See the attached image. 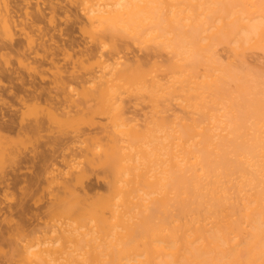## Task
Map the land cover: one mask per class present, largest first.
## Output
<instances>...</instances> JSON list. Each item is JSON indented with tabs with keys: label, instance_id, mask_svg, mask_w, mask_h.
Segmentation results:
<instances>
[{
	"label": "bare ground",
	"instance_id": "1",
	"mask_svg": "<svg viewBox=\"0 0 264 264\" xmlns=\"http://www.w3.org/2000/svg\"><path fill=\"white\" fill-rule=\"evenodd\" d=\"M17 2L0 0V49L18 28L25 71L8 72L24 85L52 46L39 23L44 5L29 1L25 20ZM74 2L87 57L52 73L62 115L46 106L28 127L86 113L93 126L84 140L78 127L49 136L68 165L74 153L82 163L46 166L48 217L0 228L5 264H264V0ZM13 143L0 149V182L2 158L19 159ZM102 168L106 191H88L86 179Z\"/></svg>",
	"mask_w": 264,
	"mask_h": 264
},
{
	"label": "rangeland",
	"instance_id": "2",
	"mask_svg": "<svg viewBox=\"0 0 264 264\" xmlns=\"http://www.w3.org/2000/svg\"><path fill=\"white\" fill-rule=\"evenodd\" d=\"M16 1H18L17 2V5H19L18 8L20 7L18 11L20 18L23 17L25 20H29L31 16H29L30 14H27V16L26 14H24L26 13L25 8L27 5H30L31 2L36 1V0H16ZM53 1L54 2L62 1L60 4H63V6L58 4V7H62V8H58L57 5L54 8L53 6L54 4H56V2L51 4L50 0H40L41 4L44 5L45 7L46 15L43 18H41V20H39V23L41 22L40 24H42L43 27L48 28L47 29L48 35H49L48 38L50 41L47 40L48 43L46 41V45L47 47L52 46L51 48L53 50L51 48L48 49L49 55L47 56L46 60L42 64V68H43L42 71H40L41 70L40 69L38 71H32V73L30 74V78L32 77L31 80L35 78V80L38 81L39 84L37 83V87L39 89L35 90L36 83H34L35 86L32 84H28V81L30 80V78H29L27 71L24 72V74H26L24 76L26 77L28 75L26 77V80L27 79L29 80L28 81L25 80L26 81V83L24 84L25 86L23 85L24 83L23 78H22L23 80H21V77H18L17 79L14 76L15 78H13V76L9 74L10 70L8 69L10 68L12 69L18 68V70L25 71L23 70L25 69L23 67L24 66L23 63L19 61L17 54H15L17 52L16 50L19 49L18 46L21 48H23L22 46H24L23 38L18 28H15V29L13 28L14 31L12 32V34L13 33L15 34L13 35L14 40L13 39L9 40L11 41L10 43L12 44L10 46L9 45L6 46V49L3 48L4 49L3 52L5 51L4 53L8 57L6 55L5 57L4 53H3V56H4L3 57L2 50L0 49L1 61H3L2 57L7 59V60L4 59L5 61L2 62L4 63L2 64L3 65V67L1 68L2 70L0 69V112H1L0 113V130L2 131V133H4L3 135L6 136L5 142H3L2 147L0 149L2 150L3 148H5L6 146L8 147L9 145L12 146V141H13V142L18 143V144L16 143H13V144L15 146L17 145L16 147L18 149V152H20L19 157H18L19 159H17V161L12 160L15 165L10 164V162L12 163V161L10 160L8 161V158H9L8 156L7 158L6 156H4L7 163L4 160V158H2L3 164L5 166V171L7 172L6 173L7 180L0 182V224H1L0 228H5V227L9 228L10 226H14V223H16V221L17 222L19 221L18 223L21 222L20 224L23 223V225H25L26 227L27 226L33 227L34 225L38 224L40 221L48 217L47 209H48L49 204L51 203V197H50L51 193H49L50 190L49 188H47L49 183L45 179V176H44L45 174L44 170L46 169V166H48L49 168V167H52L53 165L55 166L58 165L59 167L58 168L56 167L58 170L62 172L63 171L66 172V170L68 169L69 170L70 169L72 170V168L76 169L77 166H79L82 163L80 159L81 156L79 158V155L77 156L78 153L77 154L74 153V156H73L74 158H72V160H74L73 163L75 164V166L76 165L77 166L76 167L74 166V164L72 163V160H70V163L72 164L68 165L69 163L68 161L70 158L67 156L69 159L68 161H66L64 157H62L64 156L62 155L63 150L61 149H54V151L52 150L51 148L52 143H50L51 137H52L51 135L58 133L60 131L58 129H61V128L67 129L69 127L70 130L72 128L74 130V129H77L78 127V128L84 129L83 132L85 131L87 133L86 134L84 132L85 135L83 134H82L83 136L81 135L84 140V138H87L86 135L87 136L90 135L89 133L92 128L91 126H93L92 124L88 122L90 121V119L88 118H92L93 114L91 115L90 113L89 114L86 113L84 115L81 114L82 115V116L80 115L81 117H79L78 115L77 116L78 118L76 119L74 118L75 120L72 119L73 120L72 122L68 120L67 124L60 125V126H57L59 123L56 121H52L51 123L48 122V124L44 125V127H41V129H39V132L38 130L37 132L32 131L28 127L34 122L36 117L42 113L43 109L46 106L48 107L53 106L52 108H54L55 111H57V113H59V111H61L60 114L63 112L62 111L63 105H60V102L57 100L59 95H57L56 92H54L55 88H52V86H54V75H52V73L54 74V69H56L55 71H57V69H61L62 66H63L62 67L63 69L65 68L67 70L68 68L69 70L67 71L71 72L75 68L74 65L77 64L76 62H78L79 59L87 57L85 45H88L91 43L87 39L84 38L85 36L80 27L81 22H79V19L82 18L81 11L79 10V6L77 7V11H76V8L73 7L75 6L74 5L75 0H53ZM77 1L80 4L81 0H77ZM51 7L53 8L51 9ZM66 8L68 9L66 10ZM60 9H62V11ZM53 11L56 13H54L55 16L51 18L50 16L52 15L51 13ZM51 20L53 21V23L49 22ZM53 25H55L56 28L53 27ZM50 36H53L52 38L54 37L55 38L52 39ZM20 38L22 39V41H20L18 44L17 42L20 40ZM137 46L138 47L135 46L136 48L134 49V52L138 54H142L144 52L143 48L141 49L139 48V45ZM29 59L33 60L37 64H41V60L38 56L37 57L31 56ZM6 62L8 63V65ZM57 65L59 67H56ZM33 75L34 76L36 75V76L33 77ZM52 76H53V81H52ZM75 78L74 80L72 78L70 80L72 82V85L74 83V86L78 87L77 85L80 84V83H77L79 81V78L76 80ZM15 81L18 83H16ZM41 84H43V86L46 84V88H45L46 90L49 89L47 88V86H49L50 84L51 86L50 88H52L51 93L55 94L56 96L55 95L51 96V95H48V93L46 94L43 91H41L42 90L41 88H43V86L42 87L40 86ZM32 88L34 89V91L32 90ZM18 92L21 95L20 97H23V98H20L18 96L19 95ZM16 93L18 94L17 96H15ZM60 107L62 109H60ZM82 137L80 138L81 140H82ZM10 138H11V142H10ZM4 143H7L6 146ZM78 143L80 142L77 141L76 144ZM50 150H51V153L53 152V154H55L54 158L52 160L45 161L43 158L44 152L45 153L46 151L50 152ZM75 160H78V161H76L75 163ZM64 165L67 167L68 166L70 167H68L67 169L65 168ZM106 179H107L106 172H104L102 168L99 171V173L94 172L93 174H90V176L88 177V179H86V182H85L86 188L89 189L88 191H90L91 189L90 192L94 191L95 193L96 192L100 193L104 190L106 191L107 189ZM2 245L4 246V248H8L9 246V244H7L6 241ZM5 263H6L5 256L0 255V264H5Z\"/></svg>",
	"mask_w": 264,
	"mask_h": 264
}]
</instances>
